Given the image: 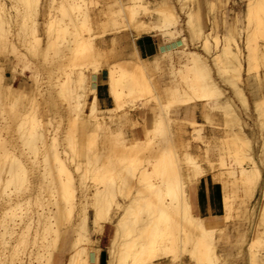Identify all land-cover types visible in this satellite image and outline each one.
Instances as JSON below:
<instances>
[{
  "label": "bare ground",
  "instance_id": "1",
  "mask_svg": "<svg viewBox=\"0 0 264 264\" xmlns=\"http://www.w3.org/2000/svg\"><path fill=\"white\" fill-rule=\"evenodd\" d=\"M20 1L23 2L24 7L28 8L32 6H44L45 3L43 0ZM85 1L86 0H61L60 7L66 9L69 7L70 9L77 10L85 9ZM118 1H120V6L118 11L115 10L116 13H122L123 16L126 15V18L129 17L128 19L131 22L128 24L131 23L130 25L133 26L138 35L148 33V31H151L152 29L161 31L165 35V40H172L171 43L173 47L179 49L181 55L184 56L185 62L183 68H179V71L187 72V76H184V80L187 83L189 90L183 89L181 93L178 87H165V94L169 98H172L174 103L176 101L177 104L178 102L181 104H187L197 101L208 104V102L211 101L212 107L220 108L224 121L222 123L224 125V127L222 126V129L224 128L225 133L226 131L230 133L227 132L225 134L226 136H228L227 134H229V137L231 135V137L227 139L228 141L224 139L227 142L226 153L229 152V155L227 154V156L232 157V162L236 164V167L232 166L230 169L226 168V173L231 177L229 184L235 189L240 186L243 192V195H240L241 197H239L238 210H236L238 215L235 213L237 216H248L249 214L251 215L250 217H252L255 203L258 201L255 200L252 207H248V204H250L255 198L259 186L261 187L263 196L261 204L259 205L258 212H256L254 217L251 218V223L252 226L254 225L255 232V236L253 237L254 241H250L248 244L249 248L247 247V249L249 251V264H264V251L261 255H258L256 250L252 249L255 242L260 244L264 242V172H262L260 162H258L255 157L252 139L244 130L243 120L234 107V102L226 94V89L222 87L217 80V78H221V80L233 90L241 104L248 109V98L241 86L243 82V72L246 73L247 77L253 76V79H255V87L257 88L256 91H260V93H254L253 98L254 109L257 111L256 120H258L260 127L264 130V75L261 76L259 73L260 68L264 67V0H246L243 12V25L241 27H239L240 25L236 26L238 27V37L241 38V36L244 35V45L242 47L239 45V41L235 38V34L225 33L222 35L223 37H220L219 42V39H217L216 35L213 36L211 31H199L198 26L194 24L192 8L187 4V1L189 0H157L154 8L156 9L155 14L157 16V21L152 24L136 18L139 10H143L146 13L148 12L146 10L150 9L146 6L147 2L145 3V0H130L131 3L129 5H127L126 1V4L121 3V0ZM128 1L129 0H127V2ZM206 3L208 5V11L212 13L216 4H214L213 0H206ZM7 10L8 6L6 0H0V44H2L4 48L8 47L10 50H15V45L9 40V38H7L9 29H6L4 26V24L9 23L6 14ZM182 11L187 17L186 27L189 31V37L179 34L178 30L175 28L177 22L179 23L181 21L180 12ZM116 13L115 16L118 15ZM122 15H119V17ZM80 19L81 23H86L88 21V15H84L82 18L73 15L70 16L69 20L72 21L74 25H77L76 23ZM129 20L126 21L128 22ZM97 22L98 21H96V23ZM222 22L223 25H226V18H224ZM62 31L66 32V29ZM90 36L91 35L80 37L77 41L79 44L76 43V45H78H74L76 47L75 50H73L72 57L76 61H79V65L86 61L81 60L82 55H84L83 53L87 56L97 50L92 41L93 37L88 38ZM68 45L70 47L71 44L68 43ZM189 45H192V47H189ZM196 46L201 47L207 56L196 50L194 48ZM70 49L72 50V47ZM180 53L176 52L178 59L180 58ZM165 56L170 62H172L173 56L170 50L165 52ZM86 59L89 60V58ZM136 60L137 59L123 58L117 61L118 70H116V67L114 66L108 68L106 85L108 88L109 99H103L101 101V104L107 107H111L113 102L114 109L118 110L119 115L123 116L127 122L131 121L135 125L138 124V121L133 120L134 118L131 116V113L122 107L124 105L123 102H125L123 98H126V95L130 97L139 91L144 94L153 91V99H157L154 82L147 77L145 78L148 70V67H146L147 64H143L145 63L144 60L139 59L137 62ZM94 68L91 72H95L96 68ZM1 70L2 66H0V71ZM2 73H4V71H2ZM0 77V113L3 114L4 112L5 115L9 116L7 117L8 119L10 117L12 119H17L15 123V129L19 134L17 139L18 141L21 139L25 145L27 144L28 148L26 146L25 148L33 154L34 159L30 160L31 163H34L38 158V155L41 153L43 163L56 168V171L58 172H55L57 174H66V180L64 182L63 179H59L60 182L57 190L58 199L55 202H48L43 211L39 213V216H42L38 217L40 222H42V230L40 232L38 231L39 235H37V233L35 236H32L33 239L31 240V243L36 247L35 252L33 251L34 255L32 254V251H28L27 249V251L24 252L23 244L28 242V240L26 241L28 236L27 234L23 235L22 229L20 228V231L18 232L19 234L22 233V235L20 234L18 235L20 237L14 238L17 240L15 244L11 245L10 243L9 245L11 246L9 247L7 246L8 241H4L5 244L3 245V249H7L6 247L9 248L6 251L8 254L3 251L5 257L2 264H26L27 259V264H53L54 252L59 248L60 237L64 232V228L69 225L68 223L70 219H72L71 217L76 218L75 221L72 219L74 223H70L74 230L73 236L68 243V257L65 264L92 263L89 255L90 251L86 245L96 243L93 235L101 232L105 222H112L114 226L113 235L106 248V253L112 258L113 264H155L158 260L165 258L170 262L175 263L182 262L184 256H187L194 264H217L219 255L215 251V246L213 244L214 229L206 228L202 219L193 214L187 198V186H185V178H188L190 174H187L186 176V173L180 172L181 168L184 167H182L184 160L186 164H189L185 167L191 166L193 168V174L192 176L190 175L189 178L202 175L204 170L195 160V156L193 157L190 152H186V154L183 153L187 151V149H184L185 151H179L185 154V158L183 157L184 159H182L177 152L176 145L179 144L173 143L174 140L164 139L163 141H166L167 143L169 142L174 146L173 148L175 150L171 156L176 160H172L170 156H166L168 152H165L162 147L155 148L154 137L149 130H152V127H154L153 123H157L158 125L162 120L159 121L156 119L151 122L148 128V135L143 141L131 140L127 143L126 140L128 139L121 137L119 132H116L118 136L111 133V136L114 137L110 138L113 141L110 154H107L106 152H108V150L105 151L104 148V151L102 149V151H96L89 160L87 159L88 161L86 164L89 166L84 170L83 168L81 169L82 166L79 161H74L75 170L80 168L78 179L80 188H82L80 195L76 196L72 190L70 191L66 186L71 183L72 178L66 160L70 155L63 157V152L66 149L61 151L59 149L60 147L57 148L60 139L57 142L55 130L53 131L51 129L49 131L45 127L46 123L43 122L38 115H35L36 112H34V110L36 109L37 111L40 103L36 96L37 91L34 88H31L28 89V91L26 90V92L24 87H20L18 88L19 90L17 94L14 95L11 91L7 90L6 87L8 85L3 86V82L1 81L4 77L3 74H1ZM84 79L85 73L83 69H79L74 78L73 75L71 76L68 74L66 80L55 84L57 87L56 93L65 96L70 95L74 91V87L70 86L73 80L74 82L77 81L78 83H82ZM3 87L5 88L3 89ZM139 95L137 97H139ZM181 95L184 96L181 97ZM94 98L96 99V97ZM19 102L23 105H25V103L29 104V109L31 108L33 110L31 113L32 115L30 113L26 115L24 111L21 113L18 109H16L15 112L14 109L19 106ZM170 102L168 104H170ZM93 103L95 102H92V105H94ZM90 109L92 113L93 107ZM2 114H0L1 117L3 116ZM206 115L207 118L210 117L209 114L206 113ZM79 117L80 115L71 118L69 117V121H71L73 126L77 127L78 122H80ZM5 119L2 117L1 120ZM117 119L120 120L119 117ZM88 120L89 119L85 118V120L81 122V125L85 129L86 134L84 143L87 144L86 146L89 150L90 140L96 137L91 133L95 131V134L97 133L96 135L98 137L102 134L105 136L107 134L104 133V129L107 128V125L106 123L98 122L92 131L89 128L90 120ZM26 123H30V128L28 129V133H26V135L28 134L27 137L24 136V127ZM189 123L194 124V121L189 120ZM71 124L69 123V125ZM225 125L227 128H225ZM6 126L1 127L5 128ZM70 127L66 129L63 134H65V139L68 141L70 151L74 154L77 152L79 144L70 139V133L72 132L69 133L72 128ZM7 128L8 126L6 129ZM74 128L73 130L76 129ZM3 130L4 129L1 128L0 131L2 132ZM1 132L0 149L2 150V153H0V201L10 202L12 200L11 196L16 192H19L28 181L26 174L28 171V166L26 167L28 158L27 156H23V158H27V161L23 162V160L26 159H21L19 154L17 155V153L12 151L15 147H10L11 145L9 146L12 142H9V140L6 141L3 137L4 134ZM99 132L100 135L98 134ZM6 133H9V131ZM16 143L14 142L15 145ZM20 143L17 144L19 145ZM39 143L41 145H39ZM7 144L8 147L12 148L11 150L6 147ZM21 150L18 153H20ZM22 154L24 155L25 153L22 151ZM84 154L86 155V153ZM260 155L261 159H264V143L260 149ZM138 156L147 157V162L151 165L150 170L146 167L144 170L139 169L138 165L140 162L137 160ZM150 158L153 159L152 162L150 161ZM221 161L222 164H224L223 161L225 162V160ZM220 164L221 162L219 165ZM112 165H115L118 169L116 175L108 177L106 173L99 174L98 178L100 179L102 186H96L92 199L88 200L84 188L86 187L84 181L86 173L89 170L94 171L100 169L109 172V169H113ZM1 170L2 172L6 171L5 173L7 174L5 176L2 175ZM190 180L192 181V179ZM227 183V181L223 182L224 188L227 186ZM9 187H13L14 190ZM131 189L132 191L130 192ZM230 198V194L227 195V193H225L223 195V206L226 212L224 218L226 219L231 217ZM112 199H114V201L111 204ZM16 200L17 201H13V204L10 203L8 207L4 208L3 217L0 218V226L4 229V231L0 233L1 235L9 230L7 229V222H9L8 219L13 222L12 226L14 229L17 228H15V217L17 219L18 217L19 219H22L18 214L22 209V203L18 199ZM49 204H52L55 209L50 208ZM89 205L92 207V211L90 215V224L87 225ZM111 205L114 209H111ZM75 210L77 211V214H73ZM68 215L70 216L69 221ZM65 216L67 217L66 222L64 221ZM247 219L248 218H246V220ZM64 222H68L66 224L67 226L64 225ZM18 224L19 223H17V226ZM247 224H250L249 221ZM13 227H11V229ZM12 232L14 233L15 231L13 230L9 232V235ZM13 235L11 237H13ZM245 236L246 234L244 237ZM98 251L99 248L95 247V252ZM23 254L26 257H22ZM219 260L218 263H220ZM225 261L226 260H222L223 263ZM94 262H96V260ZM107 263L108 262L106 261V264Z\"/></svg>",
  "mask_w": 264,
  "mask_h": 264
},
{
  "label": "rangeland",
  "instance_id": "2",
  "mask_svg": "<svg viewBox=\"0 0 264 264\" xmlns=\"http://www.w3.org/2000/svg\"><path fill=\"white\" fill-rule=\"evenodd\" d=\"M44 1H45L44 6L43 5L40 7L32 6L28 8V7H24L23 2L20 0H6V4L8 6V10L6 14L9 19V23L4 24V26L6 27V29H9L7 38H9V40L13 42L16 49L10 50L8 47L4 48L3 45L0 44V66H2L0 75L3 74L4 76L2 78L3 80L1 79V81L3 82V86L8 85L6 87L7 90L11 91L12 94L14 95L17 94L19 90L18 88L20 87H24L25 91L26 90L28 91V89L31 88H34L37 91L36 96L40 103L37 111L36 109L34 110V112H36L35 115H38L39 118L46 123L45 127L49 131L51 129L53 131L55 130L57 135V142L60 139L58 142L59 144H57L58 145L57 148L60 147L59 149L61 151L63 149L64 150L66 149L63 152L64 154L65 153L66 154L64 155L62 153L63 157L70 155V157L69 158L67 157L66 160L68 164L67 166L71 171L72 178H71V183L66 185L67 188L70 191L72 190L74 195L76 196L80 195V191L82 190V188H80L79 179H78L80 168L78 170H75L74 161H79L82 166L81 169L83 168L84 170L85 168H88L89 165H87L86 163L96 151L101 149L103 150L104 148L105 151L108 150V152L106 153L110 154L111 146L113 145V141L110 138L114 137L111 136V133L118 136L116 132H119V135L121 137L128 139L126 140V142L128 143L135 138L138 139L144 138V126L146 123L149 128L153 120L156 119H158L159 121L162 120L158 123V125L157 123H153L154 127H152V130L148 129L154 137L155 148L162 147L165 152H168L166 156H170L172 158L171 154H173L175 150L173 148L174 146H172L169 142L168 143L166 141L164 142L163 140L164 139H171L172 141L174 140L173 143L179 144L180 146L182 145L181 147L179 145H176L178 155H180V157L184 159L186 152H190L191 155H193V157L195 156L194 157L195 160L198 162L199 165H201V168L204 170L202 175L197 176L198 178L194 176L196 178L193 177L194 178L193 180L192 177L189 178V176L190 175L192 176L193 174V168L191 166L185 167L186 165L189 164H186L184 160L182 163V167L183 166L184 167L181 168L180 172L186 173V176L187 174L188 175L190 174L188 178H185V180L187 181V182L185 181V186H187L186 187L187 198L193 214L199 216L208 228L211 227L214 228L215 230V231L213 230V236H214L213 244L215 246L214 248L215 251L219 255L217 259V264H231L232 262L235 264H246L245 252L247 251V243L249 244L250 241H254L253 237L255 236L254 225L252 226L251 218L254 217L256 212H258L259 205L261 204V200L263 197L261 192V187L259 186L255 198L251 201L250 204H248V207H252L255 200L258 201L257 203H255L252 217H250L251 215L248 214L249 212L247 213L248 216L247 215L241 217L237 216L238 212L236 210H238L237 209L238 201L240 199L239 197L243 195V192L240 186L239 188H237L238 189L237 190L233 188L231 184H229L231 177L228 176V174L226 173L227 169H230V167L232 166L236 167V164L232 162L233 161L232 157L227 156L229 152L226 153L227 142L225 140L229 139L231 135L229 137L230 133L226 131V133L227 132L229 133L227 134L228 136H226L225 135L226 133L224 132L225 131L224 128L222 129V126L224 127V125L222 124L224 121L220 108L212 107L211 101L208 102V104L201 101H197L194 103L193 102L187 103V104H181L178 102L177 104L176 101L174 103L172 98H169L165 94L164 87L167 84H170L172 86L176 85L181 93L183 89H188L187 83L184 80V76L187 74V72L179 71V68H183V64L185 62L184 56L181 55L179 49H175L173 47L171 43L172 40L170 39H169L170 41H168L167 39L165 40L164 38L165 35L161 31L152 29L151 31L150 30L148 31L150 32L149 34L156 35L160 40L159 43L165 47H163L161 51H159L158 55L152 58L149 59L140 58L136 52V49L131 45L130 40L134 37L131 32H133L135 35L138 34L135 32L133 26L130 25L131 23L128 24L129 22H131L128 19L129 17L126 18V15L123 16L122 13L118 14L115 11V10L118 11L120 6V1L118 0H86L85 9H80V10L70 9L69 7H67V9L61 8L60 7L61 0H43V2ZM125 1L127 5L131 3L130 0L128 2L127 0H121V3L126 4ZM213 1L214 4L216 5L212 11V14H207L206 12L207 4L205 3L204 0H191V2L190 0L187 1V4L190 5L192 8V14L194 15L193 16L194 24L198 26L199 31L200 30L211 31L212 35L213 36L216 35L217 39H219V42H220V37H223L222 36L223 34L225 33H232L233 35L235 34V38L239 41L240 43L239 45L242 47L244 45V35L241 36V38L238 37L237 35L238 27L236 26L240 25L239 27H241L243 25L244 22L243 12L245 8L246 0H226L225 6H223L224 4L222 2L224 0H213ZM145 3L146 6H148V8L150 9L146 10L148 11L146 13L143 10L141 11L139 10L138 14L136 15V18L142 19L152 24L153 22L157 21L156 18L157 16L155 14L156 9H154L157 0H147V1L145 0ZM115 13L118 15L115 16ZM86 14L88 15V21L86 23L85 22L81 23V19H80L79 21H77L76 23L77 25H74L72 21L69 20L70 16L74 15V16H78L79 18H82ZM119 15L122 16L119 17ZM180 16H181V21L179 23L177 22L175 28L178 30L179 34L184 35L185 37H189V31L186 27L187 17L183 13V11L180 12ZM212 16H214L213 25L211 22V20L213 19ZM224 18H226L227 21L226 25L225 24L223 25L222 22ZM126 20L129 21L127 22ZM96 21L98 22L96 23ZM101 22L104 24H102ZM211 25H212V30H211ZM64 29H66V32L62 31ZM88 35H91L88 38L91 37L94 38V39L92 38V41L95 47L97 48V50L93 51L91 54L87 56L85 53H83L84 55H82L81 60L83 61L86 60V61L83 62L81 65H79L78 63L79 61H76L72 57L73 50H75V47L79 44V42H77L78 39L82 36L87 37ZM68 43L71 44L72 46L70 45L69 47ZM76 43L78 44L76 45ZM169 44H171V46H169ZM190 46L192 47V45H189V47ZM71 47L72 50L70 49ZM194 48L207 56V54H205V52L201 49V47L196 46ZM7 49L9 52L7 51ZM166 50L171 51L173 56L172 62H170L165 56V52H167ZM176 52L180 53L179 59L177 58ZM86 58H89V60H87ZM123 58H132L134 60L137 59L136 62L139 59L144 60L145 63L143 64L144 65L147 64L146 67H148L146 73L147 76L145 75V78L147 77L149 80H152L154 82V86L156 87L157 99H153L152 96V94L154 93L153 91L147 94H144L143 92L139 91L138 93H134L135 95L133 94L136 97H134L133 95L128 97V95H126L125 96L126 98H123L125 102H123L124 105L122 107L131 113V116L134 118L133 120H138L140 122L139 124L136 125L137 126L140 125L142 127L143 129L142 137H138L135 135L136 125L133 124L131 121H129L130 123L127 122V120L123 116H120L118 110L114 109L113 102L111 104V107L104 106L103 104H101L102 100L100 99V97L97 96L95 93H93L94 92L93 79H91V75H92L91 71H93V68L97 66L95 67L96 69L94 68L95 72H93V74H95L100 69H103L105 74H107L108 68L110 66H114L116 67V70H118L119 68L117 65V61ZM92 60L94 63L92 62ZM261 68L259 70V73L261 74V76H263L264 67L262 69ZM79 69H83L85 73L84 81L82 83H78L77 81L74 82L73 80L70 86L74 87L73 88L74 91L70 95L65 96L56 93L57 87L55 84L66 80L68 74L71 76L73 75L74 78L76 76V72L79 71ZM172 69L174 71L171 74ZM2 71H4V73H2ZM243 73H242L243 82L241 86L248 98V102H249L248 109L245 108L243 104H241V102L239 101L233 90L229 88V86L225 82H223L221 78H217V80L219 81L221 86L226 89L225 91L226 94L234 102L233 105L243 120L244 130L252 139L253 148L255 150V157L257 161L260 162L262 172H264V164H263L264 159L262 158L263 159L262 160L260 155V149L262 147V144L264 143V130L260 127L258 120H256L257 111L254 109V103H253L254 93H260V91L258 92L256 91L257 88L255 87V79H253V76L247 77L246 73L245 72ZM4 88L5 87H3V89ZM138 95L139 97H137ZM93 96L96 97V99ZM183 96L184 95H181V97ZM170 101L175 105H173ZM88 102H90L91 104ZM92 102H95L93 103L94 105H92ZM169 102L171 105L168 104ZM29 107H30L29 104L25 103V105H23L19 102V106L15 107L14 110L16 112V109H18L21 113L22 111H24L25 114L27 115L29 113L31 114L33 111L31 108L29 109ZM89 107L90 108L93 107L92 113ZM206 113L209 114L210 119L206 117L207 116ZM2 115L4 119L9 117L8 115H5L4 112ZM77 115H80L79 117L80 122H78L77 127H75L71 124V121L69 120L71 117ZM2 117L0 116V130L1 128L4 130L0 132L4 134L3 137L5 138L6 141L9 140V142H12L11 144H9V146L11 145L10 147L13 148L15 147V148L12 149L8 147V144L6 147L9 148V150L12 149V151L17 153V155L19 154V157L21 159H26L23 160V162H26L28 158V161L26 162L27 163L26 167L28 166L27 167L28 171L26 173L28 181L20 191L18 190L19 192L15 193L16 195L14 194L15 196L14 195L11 196L12 200L10 202L0 201V218L3 217L4 208L8 207L10 203L13 204L14 203L13 201H17L16 199H18L22 203V209L18 213L22 219H19V217L17 219L15 217L16 222L14 221L15 228L16 227L17 228L14 229V227L12 226L13 222H11L8 219L9 222H7L8 223L7 229L9 230H7V232H5L3 235L0 234V258H1L0 264H2V261L4 260L5 253L8 254L6 252L8 248L12 244H15L17 242V240L14 238L20 237L18 235L20 234L22 235V233L23 235L27 234L28 236L27 238L25 236L26 241L28 240V242H25L23 244L24 252H26L27 250L35 252L36 247L31 243V240L33 239L32 238L33 235L35 236V234L37 233H38L37 235H39V232L42 230V222H40L38 218L42 216L41 215L39 216V213L43 211L45 205L48 204V202H55L58 199L57 190L60 182L59 179H63V182L66 180V174L63 173L57 174L56 172L58 171H56L57 170L56 168L51 167L46 163H43L41 153L38 155V158L34 161V163H31L30 160L34 159L33 154L29 152L28 149L25 148V146L27 147V144L25 145L21 139H19L20 141H18L17 139L19 137V134L15 129L16 128L15 123L17 119L16 118L12 119L10 117L9 119L8 118L5 119L8 121L7 122L5 120H1ZM118 117L120 118V120L117 119ZM85 118L90 120L89 128L92 131L93 128H95L94 126H96L98 122L106 123L107 125V128L104 129V133L107 135L104 136L102 134L101 136L98 137L96 135L97 133L95 134V131L91 133L92 135L94 134L96 137L90 140L89 150L87 149L86 146L87 144L84 143L86 134H85V129L81 125V122L84 121ZM189 120L194 121V124H190ZM4 121H5L4 123L5 125L3 124ZM58 123H59V128H58ZM69 123L73 127L69 125ZM6 125L8 126V128L9 127L10 128L6 129L7 127ZM1 126L3 127L6 126V127L3 128ZM25 127H24V131H25L24 136L27 137L28 134L26 135V133H28V129L30 128V123L28 124L26 123ZM69 127L71 128L69 133L72 131L70 133V139L72 141L74 140L76 143L79 144V146L77 145L78 146L77 152L74 154L70 151L68 141L65 139V134H63L65 133V130L68 129ZM73 128L75 130H73ZM225 128H227V126ZM8 131L9 133H6ZM98 134L100 135V132ZM58 137H62V138H58ZM16 140L17 143H20L21 141L22 142L18 145L16 143ZM60 141L62 142V145ZM175 141H177L178 143ZM14 142L16 143L17 147L14 144ZM39 145L41 144L39 143ZM19 148H21L22 150ZM184 149H187V151H185ZM20 150L21 152L18 153ZM183 150L185 151L183 152L185 154L179 152ZM22 151L23 153H25L24 155L22 154ZM0 153H2L1 149H0ZM84 153H86L87 156ZM23 156L25 157L27 156V158L25 157L23 158ZM137 160H139L140 162V164L138 165L140 170H144L145 167L149 168L150 170L151 165L150 163L147 162V157L138 156ZM172 160H176V159L172 158ZM221 160H225V162L223 161L224 164H222ZM150 161L152 162L153 159L150 158ZM220 162L221 164L219 165ZM221 165L223 166V168ZM112 167L113 169L112 168L111 170L109 169V172L107 170L106 171L104 170L105 171L104 172L102 171V169H100L94 171L89 170L86 173L85 175L86 177L84 179L86 187L84 188L88 200L92 199V195L95 187L102 186V183L98 178L99 174L106 173L108 177L116 175L118 169L117 167H115V165L114 166L112 165ZM5 172L6 171L2 172L1 170V173L4 176L7 174ZM208 176H210L213 181H216L220 185L221 199L225 193H227V195L228 194L231 195L230 198L231 217L226 222L224 221V217H223L224 212L222 208V203H221V212L212 215L213 216L212 219H214V221L212 222H210L209 218L206 217L205 215H201L200 213L201 211L196 212V207L194 203L196 198L198 199L200 208L202 207L200 202L201 201L200 191H198L197 189V184L202 179ZM190 179H192V181ZM224 181L228 182L225 188L223 186ZM9 188L14 190L13 187H9ZM131 191L132 189L130 190V192ZM117 196L119 197L118 194ZM113 201L114 199L111 200V204L113 203ZM49 207L55 209V207L52 204H49ZM88 209L89 211H88L87 225L90 224V215H91L92 207H90L89 205ZM111 209H114L112 205H111ZM74 213L77 214V211L75 210L73 214ZM71 218L75 221L76 217L75 218L71 217ZM246 218L248 219L246 220ZM69 219L70 216L68 215V221ZM72 219H70L71 222L70 221L69 223L67 222L69 224L67 226L66 225L67 223H65L67 217L65 216L64 225H66L67 227L64 228V232L60 237L58 250L54 252L53 264H65L66 262V259L68 257V251H67L68 243L70 242V239L73 236V230H74L73 226L70 225V223L71 224L72 222L74 223ZM248 221L250 224H247ZM17 223H19L18 226ZM111 225L112 228L114 229L112 222ZM11 227L13 228L11 229ZM20 228L22 229V233L19 234L18 231H20ZM10 229L11 231L13 230L15 231L14 233L12 232L14 235L12 233L9 235V232H11ZM3 231L4 229L2 228V226H0V233ZM245 234H246L245 236L246 238L244 237ZM12 235L13 237H11ZM4 241H8L7 246L9 247H6L7 249H3V245L5 244ZM10 243L11 245H9ZM257 243L255 242L253 244L255 247L252 246V249L256 250L258 255L259 254L261 255L262 252L264 251V245H263L264 242L261 244L260 243L257 244ZM107 245H109V242ZM86 246L89 249V251H95L96 243L89 244ZM107 247L108 246L105 247V250ZM3 251L5 252L4 254ZM34 252L32 253L33 255ZM103 252L104 250L103 251L99 250L98 252L95 253L98 256H102ZM22 257H26V256H24L23 254ZM184 257L189 259L187 256ZM165 259L164 260L160 259L155 264H168L167 263L168 261ZM218 260L220 261V263H218ZM222 260H226L225 261L226 263L225 262L223 263ZM97 262H99V264H103L104 262L103 257L100 259V261L96 260V264H98ZM107 262L109 264H113L112 258L108 256ZM27 263H28V259L26 260V264ZM170 264H178V263H170Z\"/></svg>",
  "mask_w": 264,
  "mask_h": 264
},
{
  "label": "crops",
  "instance_id": "3",
  "mask_svg": "<svg viewBox=\"0 0 264 264\" xmlns=\"http://www.w3.org/2000/svg\"><path fill=\"white\" fill-rule=\"evenodd\" d=\"M206 3V0H204ZM223 2V6H225L226 0L222 1ZM207 4V3H206ZM201 5V2H200ZM201 7V6H200ZM206 12L207 14H212L208 11V5L206 8ZM214 16H212L213 18ZM214 20V18L211 20V22ZM210 21V18H209ZM213 25V22H212ZM211 25V26H212ZM133 34V38L130 40L131 41V45L136 49V52L138 54V56L142 59H149L152 58L156 55H158L159 51H161V49L165 46H162L159 42V38L156 35H150L148 33H142L140 35H135L133 32H131ZM169 46H171V44H169ZM167 51V50H166ZM173 69L171 70V74L173 73ZM91 79H93V88H94V93L100 97L101 100L103 99H109V94H108V88L106 85V81H107V76L105 74V72L103 71V69L98 70L95 74H93V72H91ZM94 75V76H93ZM165 87H170V88H175L177 87L176 85L172 86L170 84L165 85ZM164 87V88H165ZM138 121V120H137ZM140 122L138 121V124ZM135 135L138 137H142L143 136V129L140 125H136L135 126ZM148 135V126L147 123L144 126V138H135L133 140L135 141H143L146 139ZM197 189L198 191H200V199H201V208L198 202V199H195V207H196V212H200L201 215H205L206 217L209 218L210 222L214 221L213 216L216 213L221 212V203H222V208H223V212L225 216V210H224V206H223V196L221 199V187L220 185L216 182L213 181L211 179L210 176L202 179L198 184H197ZM191 207V206H190ZM224 218V221H228L229 219ZM203 221V220H202ZM89 223V222H88ZM204 223V222H203ZM204 226L206 228H208L205 224ZM208 229H214V228H208ZM113 228L111 225V222H105L103 224L102 230L100 233H97L95 235H93L94 240L96 241V247L99 248V250H104L102 256H98L95 251H90V259L91 262L93 264H96L95 259L100 261V259L103 257L104 262L103 264H106L107 261V253L105 250V247L107 246L110 237L113 235ZM96 237V238H95ZM98 241V242H97ZM98 243V245H97ZM247 247H248V243H247ZM248 249L245 252V262L246 264H249V260H248ZM164 260V259H163ZM167 260L168 264L172 263L170 262L168 259ZM192 261L190 259L187 258H183L182 262H175L178 264H192ZM99 264V262H97ZM109 264V263H108ZM194 264V263H193ZM231 264H235V263H231Z\"/></svg>",
  "mask_w": 264,
  "mask_h": 264
}]
</instances>
